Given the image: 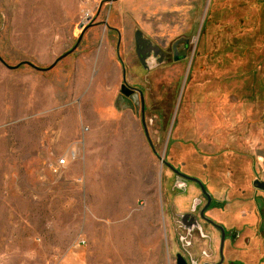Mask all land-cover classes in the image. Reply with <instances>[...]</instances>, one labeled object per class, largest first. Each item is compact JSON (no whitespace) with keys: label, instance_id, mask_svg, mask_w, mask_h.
<instances>
[{"label":"rangeland","instance_id":"374dc122","mask_svg":"<svg viewBox=\"0 0 264 264\" xmlns=\"http://www.w3.org/2000/svg\"><path fill=\"white\" fill-rule=\"evenodd\" d=\"M95 2L0 0V58L15 68L0 63V264H173L172 204L184 209L194 191L176 200L164 163L196 174L186 156L217 168L233 143L264 154V26L256 37L213 0L205 22L197 16L181 36L190 41L184 60L165 53L146 71L119 48L128 84L143 91L154 154L138 102L117 99L115 43L109 64L117 80L102 81L99 66L81 58L98 45L81 49V38L76 47L104 3ZM167 13L156 22L174 25ZM173 39L164 35L159 45L167 52ZM68 52L48 71L24 64L46 70ZM212 78L229 85L212 88ZM258 167L264 172V160Z\"/></svg>","mask_w":264,"mask_h":264},{"label":"flooded vegetation","instance_id":"af4514ba","mask_svg":"<svg viewBox=\"0 0 264 264\" xmlns=\"http://www.w3.org/2000/svg\"><path fill=\"white\" fill-rule=\"evenodd\" d=\"M91 22L90 26L95 24L94 20ZM119 48L120 45H115L117 62L122 70L117 99L123 100L127 107H134L138 102L146 140L156 154L145 127L143 91L128 84L129 74L119 56ZM189 48L190 41L180 38L166 52L159 43L142 41L138 35L131 55L135 56L141 69L148 71L152 65L163 64L168 59L167 54L172 61L187 57ZM65 54L51 65L52 68L66 58ZM221 82L229 85L213 78L208 85L215 88L216 83ZM238 145L230 144L219 152L217 168H210L204 160L191 162L186 156L187 164H191L188 168L196 170V174L165 162L174 174L176 200L184 196L190 186L194 191L191 198L186 197L188 205L184 209L176 208L175 201L172 204L173 264H264V172L258 167L264 154L242 153Z\"/></svg>","mask_w":264,"mask_h":264},{"label":"crops","instance_id":"0c3cea01","mask_svg":"<svg viewBox=\"0 0 264 264\" xmlns=\"http://www.w3.org/2000/svg\"><path fill=\"white\" fill-rule=\"evenodd\" d=\"M94 1H96L95 5L104 3L96 8V14H92L95 24L83 33L81 49H87L91 45H98L99 49L90 53L89 56L82 55L81 58L85 59V62H92L99 66L100 78L105 81L106 78L119 79L118 70L115 67L111 70L109 64L111 62L109 49L113 43L120 45L123 53L129 54L138 35L142 41L161 43L164 35L175 36L176 39L173 40L176 41L181 36L191 33L197 16L201 18L199 25L205 22L210 14L209 9L213 0H170L174 3H183L180 7L177 5L175 7V4L166 6L163 0H117L115 3L111 2L112 0ZM188 1H191L190 8H188L189 4H186ZM219 1H221L219 7H222L220 9L226 10L232 7L235 12H244L245 16L239 19L242 24L241 29L249 27L251 32L257 30L256 37L260 36L258 31L261 26H264V15L261 17L264 11V0ZM112 7L114 9L110 12ZM164 11L172 15L171 20L176 22L174 25L173 22L170 26L156 22V18H161V13ZM261 37L264 39V33ZM134 69L136 70V67Z\"/></svg>","mask_w":264,"mask_h":264},{"label":"water","instance_id":"95a60500","mask_svg":"<svg viewBox=\"0 0 264 264\" xmlns=\"http://www.w3.org/2000/svg\"><path fill=\"white\" fill-rule=\"evenodd\" d=\"M87 30V29H86ZM85 30V31H86ZM83 35V34H82ZM82 35L78 38V40H77V44H76V47H77V45L80 43L79 41L81 40V38H82ZM76 47L73 49V50H75L76 49ZM70 52H68V53H66L65 55H68ZM186 57H177V58H174V62H177V61H181V60H184ZM0 63L3 65V66H5L7 69H15V68H13V67H9L6 63H5V61H3L1 58H0ZM141 63H142V60H141ZM25 65H27V66H29L31 69H35V70H37V71H48L49 69H51L53 66H50V67H48V69H46V70H44V69H41V68H38V67H36L35 65H32L31 63H28V62H25L24 63ZM164 165H165V163H164Z\"/></svg>","mask_w":264,"mask_h":264},{"label":"built area","instance_id":"2783aa9c","mask_svg":"<svg viewBox=\"0 0 264 264\" xmlns=\"http://www.w3.org/2000/svg\"><path fill=\"white\" fill-rule=\"evenodd\" d=\"M89 22H90V13L87 12L82 17L80 24L82 26H84L85 24H87ZM66 164H67V159L66 158H64V159L62 158V159L57 160L56 167H57V169H63V168H65Z\"/></svg>","mask_w":264,"mask_h":264},{"label":"trees","instance_id":"16d2710c","mask_svg":"<svg viewBox=\"0 0 264 264\" xmlns=\"http://www.w3.org/2000/svg\"><path fill=\"white\" fill-rule=\"evenodd\" d=\"M237 14H238V17L239 18H242V17H244L245 16V13L243 12V13H241L240 11H238V12H236ZM249 19H250V17H248ZM207 28V26H205V29ZM206 34V30L204 31V35ZM204 36H202V38H203ZM202 38H201V40H202Z\"/></svg>","mask_w":264,"mask_h":264}]
</instances>
